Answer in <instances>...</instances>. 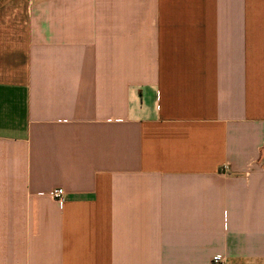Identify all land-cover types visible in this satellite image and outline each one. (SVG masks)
Here are the masks:
<instances>
[{
  "label": "crops",
  "instance_id": "obj_1",
  "mask_svg": "<svg viewBox=\"0 0 264 264\" xmlns=\"http://www.w3.org/2000/svg\"><path fill=\"white\" fill-rule=\"evenodd\" d=\"M215 255L264 264V0H0V264Z\"/></svg>",
  "mask_w": 264,
  "mask_h": 264
},
{
  "label": "built area",
  "instance_id": "obj_2",
  "mask_svg": "<svg viewBox=\"0 0 264 264\" xmlns=\"http://www.w3.org/2000/svg\"><path fill=\"white\" fill-rule=\"evenodd\" d=\"M49 195L58 203L59 206L63 204L64 191L62 189H55L49 192ZM211 264H224V259L220 255L212 257Z\"/></svg>",
  "mask_w": 264,
  "mask_h": 264
}]
</instances>
